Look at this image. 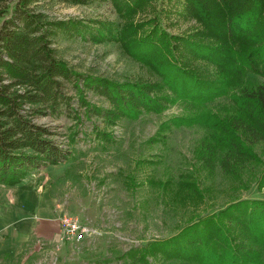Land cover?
Segmentation results:
<instances>
[{"label": "rangeland", "instance_id": "obj_1", "mask_svg": "<svg viewBox=\"0 0 264 264\" xmlns=\"http://www.w3.org/2000/svg\"><path fill=\"white\" fill-rule=\"evenodd\" d=\"M227 1H231L235 15H243L255 0L220 1L215 6L216 12H221L219 18L225 14L221 9L228 8ZM258 3L259 22L264 28V0ZM40 4L38 11L48 19L70 26L57 30L53 47L57 58L82 77L80 90L69 93L71 117L38 119L56 131L52 139L70 153L61 164L70 184L64 201H72L74 207L63 212L59 222L62 230L65 216L77 217L88 223L91 233L75 244L61 241L60 231L57 242L31 245L18 254L0 253V264H123L119 257L124 253L168 240L188 225L205 224L208 217L213 225L228 227L232 222L234 244L244 252L257 253L264 261V243L254 228L263 231L264 222L235 226L237 221L223 213L242 201L264 202V139L257 143L247 140L239 149L216 145L220 159L231 153L233 161L230 166L217 162L207 167L200 156L202 145H208L206 128L175 122L204 112L228 119L236 108L233 96L239 95L244 86L264 81V71L252 74L245 69L228 83L226 66L192 54L177 39L165 42L163 35L167 33L217 44L209 38V28L201 16L186 14L185 0H147L136 7L112 0L76 5L47 0ZM155 22L161 36L152 32ZM105 23L107 31L103 29ZM79 25L84 30H72ZM148 35H153L149 39L155 46L147 53L139 51L141 44H137ZM174 60L186 63L211 82L226 84V95L212 98L204 107L183 100L167 83L166 77L170 79L171 74L164 75ZM141 82L151 83L156 96L168 97L164 108L159 112L142 111L137 116H112V105L104 94L107 83ZM84 103L88 109L82 106ZM212 130L216 133L219 129ZM237 135L246 141L240 133ZM209 143L214 144L212 139ZM248 146L252 157L243 149ZM242 152L247 155H240ZM149 259L152 264H187L162 255Z\"/></svg>", "mask_w": 264, "mask_h": 264}, {"label": "trees", "instance_id": "obj_2", "mask_svg": "<svg viewBox=\"0 0 264 264\" xmlns=\"http://www.w3.org/2000/svg\"><path fill=\"white\" fill-rule=\"evenodd\" d=\"M43 1L47 0H0V185L6 187L17 186L33 171L63 163L70 154L52 139L56 131L38 121L43 117H71L72 98L69 93L80 90L79 81L82 78L57 58L52 37L58 34V29H68L70 26L63 21L50 20L38 11ZM56 1L76 5L90 0ZM112 1L136 7L147 0ZM185 1L186 14L197 13L201 16L209 28V38L215 39L217 44H203L167 33L163 35L165 42L171 43L172 38L177 39L192 54L226 66L228 83L245 69L251 73L264 71V68L259 69V66L264 67V28L259 22V0H255L251 10L243 15H235L231 1H227L228 8L225 11L221 9L225 13L221 18V12H216L215 6L223 0ZM104 26L103 29L107 31L106 23ZM82 28L84 30L85 27L79 25L72 30ZM152 28L156 36H161L162 30L156 22ZM103 29L100 31L106 34ZM152 36H146L143 42L137 44V47L141 44L139 51L147 53L155 46L154 41L151 39L150 42L149 39ZM167 74H171L170 79L166 78L172 91L194 106L204 107L212 98L227 93L226 84L222 83V86L207 80L181 61H172L164 73ZM107 85L108 91L104 94L112 105V116H137L142 111L159 112L169 100L166 96H156L155 87L147 82ZM233 101L236 108L228 119L209 112L175 119L176 124L183 122L206 128L208 145H202L200 156L207 167H213L217 162L230 166L233 161L231 153L220 159L216 145L239 149L247 140L257 143L264 139V81L242 87L239 95L233 96ZM82 106H86V103ZM215 128L219 129L216 133L215 130L210 131ZM237 133L246 141L238 138ZM209 139L214 144H210ZM243 149L248 155L243 152L240 155L254 156L249 146ZM223 213H228L237 221L235 226L247 225L248 221L263 224L264 202L242 201L230 205ZM211 221L208 217L205 224L188 225L168 240L132 249L119 259L123 260V264H152L150 256L162 255L187 264H264L257 253L244 252L241 246L234 244L232 222L225 227L221 223L213 225ZM254 228L264 243V230Z\"/></svg>", "mask_w": 264, "mask_h": 264}, {"label": "crops", "instance_id": "obj_3", "mask_svg": "<svg viewBox=\"0 0 264 264\" xmlns=\"http://www.w3.org/2000/svg\"><path fill=\"white\" fill-rule=\"evenodd\" d=\"M66 174L62 164L48 165L17 186L0 185V253L18 254L31 245L57 242L59 219L74 207L64 201L70 188Z\"/></svg>", "mask_w": 264, "mask_h": 264}, {"label": "built area", "instance_id": "obj_4", "mask_svg": "<svg viewBox=\"0 0 264 264\" xmlns=\"http://www.w3.org/2000/svg\"><path fill=\"white\" fill-rule=\"evenodd\" d=\"M91 229L87 222H82L77 217H67L62 219L61 241H72L75 244L86 240Z\"/></svg>", "mask_w": 264, "mask_h": 264}]
</instances>
